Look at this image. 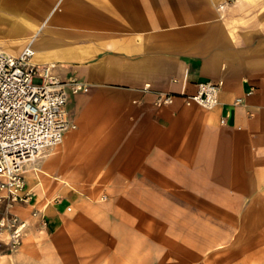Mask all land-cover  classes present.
Listing matches in <instances>:
<instances>
[{
  "label": "crops",
  "instance_id": "obj_1",
  "mask_svg": "<svg viewBox=\"0 0 264 264\" xmlns=\"http://www.w3.org/2000/svg\"><path fill=\"white\" fill-rule=\"evenodd\" d=\"M227 1L0 0V49L88 88L0 264H264V0Z\"/></svg>",
  "mask_w": 264,
  "mask_h": 264
},
{
  "label": "built area",
  "instance_id": "obj_2",
  "mask_svg": "<svg viewBox=\"0 0 264 264\" xmlns=\"http://www.w3.org/2000/svg\"><path fill=\"white\" fill-rule=\"evenodd\" d=\"M33 55L30 43L18 55L0 49V240L9 249L21 245L25 231L26 222L13 209L31 198L25 187L26 165L75 128L67 118V101L71 94L88 89L75 77L62 80L49 65L32 63ZM219 87L220 83L200 82L184 102L211 108L217 104ZM173 98L171 93H158L155 104L169 105Z\"/></svg>",
  "mask_w": 264,
  "mask_h": 264
},
{
  "label": "rangeland",
  "instance_id": "obj_3",
  "mask_svg": "<svg viewBox=\"0 0 264 264\" xmlns=\"http://www.w3.org/2000/svg\"><path fill=\"white\" fill-rule=\"evenodd\" d=\"M0 243H2L1 245H5L3 242H1V240H0ZM1 247V246H0ZM5 249L6 250H9V248L5 245Z\"/></svg>",
  "mask_w": 264,
  "mask_h": 264
}]
</instances>
